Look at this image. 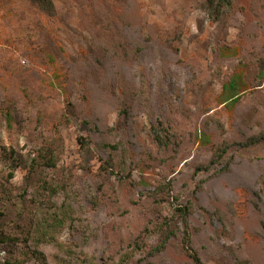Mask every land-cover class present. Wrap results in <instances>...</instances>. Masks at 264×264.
<instances>
[{"label":"rangeland","instance_id":"374dc122","mask_svg":"<svg viewBox=\"0 0 264 264\" xmlns=\"http://www.w3.org/2000/svg\"><path fill=\"white\" fill-rule=\"evenodd\" d=\"M51 1L0 0V264H195L183 207L264 264V0Z\"/></svg>","mask_w":264,"mask_h":264},{"label":"trees","instance_id":"16d2710c","mask_svg":"<svg viewBox=\"0 0 264 264\" xmlns=\"http://www.w3.org/2000/svg\"><path fill=\"white\" fill-rule=\"evenodd\" d=\"M32 2H34L35 4L38 5V7L40 9H42L43 11L45 12H51L53 10V3L51 0H31ZM155 138L157 140H160V136L158 134L155 135ZM256 141L255 138H249L245 143H243V145H248V144H251V143H254ZM226 151V147L225 146H221L217 149V151L214 153L215 157H221V155L223 153H225ZM56 190H54L55 192ZM180 212L183 216V223H184V233H183V241L185 242V246H184V249H185V252L186 254L188 255V257H190L194 262L195 264H202L201 263V260L200 258L198 257V255L192 251V249L190 248L189 246V239H190V236L188 234V231H187V215H186V207H183L182 209H179ZM263 229H264V225H263ZM3 237H7L6 234H3ZM161 247H163V243H160L159 245H157L156 247L153 248L152 251H158Z\"/></svg>","mask_w":264,"mask_h":264}]
</instances>
